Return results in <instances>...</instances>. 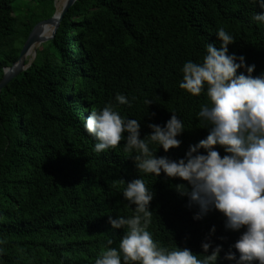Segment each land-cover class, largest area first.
Instances as JSON below:
<instances>
[{
	"label": "trees",
	"instance_id": "trees-1",
	"mask_svg": "<svg viewBox=\"0 0 264 264\" xmlns=\"http://www.w3.org/2000/svg\"><path fill=\"white\" fill-rule=\"evenodd\" d=\"M55 11V0H0V80L32 28ZM261 11L252 0H76L30 66L0 91V264H94L109 239L118 247L124 229L112 230L108 216L132 215L122 192L138 176L154 192L148 230L160 246L201 254L215 226L217 264H235L224 257L240 233L225 229L222 213L195 220L198 208L187 207L175 187L185 181L139 173L123 140L96 152L83 125L91 108L111 103L139 120L143 138L149 124L163 126L175 112L185 126L181 144L167 152L150 147L183 158L208 134L197 117L207 97L179 87L183 64L201 62L208 43L219 47L223 27L235 41L229 53L260 74L264 25L252 16ZM117 93L131 105L118 104Z\"/></svg>",
	"mask_w": 264,
	"mask_h": 264
},
{
	"label": "clouds",
	"instance_id": "clouds-1",
	"mask_svg": "<svg viewBox=\"0 0 264 264\" xmlns=\"http://www.w3.org/2000/svg\"><path fill=\"white\" fill-rule=\"evenodd\" d=\"M252 2L262 10L255 12L253 21L264 25V0ZM215 35L221 42L219 47L208 43L201 62L188 60L181 68L179 87L193 96L203 93L208 101L197 113L208 134L190 145L183 158L157 156V150L150 147L156 145L167 152L181 144L177 137L185 126L175 112L163 126L149 124L151 133L143 138L139 120L121 116L111 103L101 109L91 108L83 127L97 141L96 152L114 149L123 140L124 151L134 153L132 159L139 173L156 177L163 173L166 178L185 181L175 187L187 197V207L198 208L195 220L213 210L222 213L225 229L240 233L225 253L226 260L264 264V71L254 76V64L247 65L243 55L229 53V45L235 41L223 27ZM115 101L131 105L121 93L115 95ZM217 146L223 149V155ZM122 197L133 213L127 217L108 216L112 230L124 229V233L118 247H111L113 241L108 240L94 264H217L222 245L213 246L215 226L202 242L201 254L177 245L172 249L162 247L148 230L153 214L152 188L138 176L126 182ZM4 254L0 247V257Z\"/></svg>",
	"mask_w": 264,
	"mask_h": 264
},
{
	"label": "water",
	"instance_id": "water-1",
	"mask_svg": "<svg viewBox=\"0 0 264 264\" xmlns=\"http://www.w3.org/2000/svg\"><path fill=\"white\" fill-rule=\"evenodd\" d=\"M76 0H66L63 8L60 12L56 11L54 14L46 19H43L39 21L31 30L30 34L28 35L22 49L20 52V55L16 61H14L10 66H6L4 68V74L2 79L0 80V91L2 88L10 82L15 76H17L20 72L28 68L31 64V62L35 59L36 54H37V47L54 37L59 24L64 17L65 13L68 11L69 7L75 2ZM57 0H55V5H56ZM46 24H51L53 25V29L51 32L47 35L43 34V28L45 27ZM33 47V53L31 58L29 59V62L26 63V54L30 51V49Z\"/></svg>",
	"mask_w": 264,
	"mask_h": 264
},
{
	"label": "bare ground",
	"instance_id": "bare-ground-1",
	"mask_svg": "<svg viewBox=\"0 0 264 264\" xmlns=\"http://www.w3.org/2000/svg\"><path fill=\"white\" fill-rule=\"evenodd\" d=\"M65 1L66 0H57V2H56L57 12H60L62 10ZM52 29H53V25L46 24L45 27L43 28V34H45V35L49 34ZM33 50L34 49L32 47L30 49V51L26 54V58L29 57V56H32Z\"/></svg>",
	"mask_w": 264,
	"mask_h": 264
},
{
	"label": "rangeland",
	"instance_id": "rangeland-1",
	"mask_svg": "<svg viewBox=\"0 0 264 264\" xmlns=\"http://www.w3.org/2000/svg\"><path fill=\"white\" fill-rule=\"evenodd\" d=\"M20 8H23V9H25V8H26V6H25V5H22ZM30 58H31V56L27 57V59H30Z\"/></svg>",
	"mask_w": 264,
	"mask_h": 264
}]
</instances>
